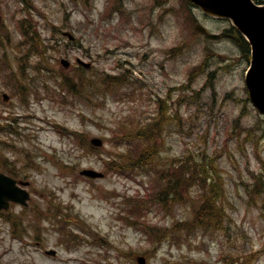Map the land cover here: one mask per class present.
I'll return each instance as SVG.
<instances>
[{
    "label": "rangeland",
    "instance_id": "rangeland-1",
    "mask_svg": "<svg viewBox=\"0 0 264 264\" xmlns=\"http://www.w3.org/2000/svg\"><path fill=\"white\" fill-rule=\"evenodd\" d=\"M108 1L0 0V169L8 157L17 177L31 181L29 204L0 212V264H139L140 256L145 264H224L225 255L243 259L252 251L250 264H264V188L254 190L264 173V114L245 83L250 58L235 39L210 40L195 29L201 22L220 33L231 21L187 0H119L122 10L112 14L103 13ZM25 16L48 44L40 52L27 47ZM77 58L108 71L133 69V77L89 104L62 85L76 79ZM9 120L16 133L2 128ZM153 120L162 125L156 164L109 169L140 142L117 140L120 129ZM92 136L110 139L93 149ZM189 154L213 158L222 174L226 227L164 237L163 229L192 219L199 185L158 202L164 181L153 170ZM84 168L105 175L88 177ZM69 226L77 233L61 243L52 228ZM49 248L57 255H47Z\"/></svg>",
    "mask_w": 264,
    "mask_h": 264
},
{
    "label": "trees",
    "instance_id": "trees-1",
    "mask_svg": "<svg viewBox=\"0 0 264 264\" xmlns=\"http://www.w3.org/2000/svg\"><path fill=\"white\" fill-rule=\"evenodd\" d=\"M31 25H33L32 22H28L27 25L23 23L22 33L26 39L28 49L34 52H40V48L43 50L48 44L37 30L30 28ZM230 31L237 32L233 26ZM242 45L248 50L247 41ZM45 54L46 51L42 53V56L44 57ZM77 69L76 79L73 77H64L62 85L69 92L73 93V95L85 100L89 104H100L102 102L99 99L100 96L118 90L122 85L128 83L132 76L129 73L111 72L95 66L91 68L78 66ZM22 85L23 83L21 82L20 86ZM161 109L162 116H166L164 106ZM159 121L153 120L145 125L136 126L135 131L131 128L125 129L128 126L124 125L115 138L121 141L123 137H136L140 142L136 148L122 152L118 160H110L108 162V168L113 169L116 167L117 170L121 171V169L143 168L156 164L160 154L154 141L162 131V125ZM79 138L81 143L84 142L81 136ZM216 168L213 158L206 156L205 159L201 156L200 162H198L193 155L189 154V156L174 166H168L167 168L162 165L160 168L161 173L153 170V174L155 175L154 180L160 181L163 179L164 181L163 188L153 198V200L158 202L165 201L166 198L164 199V197L168 192L175 195V200L182 199L185 192L192 189L195 185H199L197 186L199 187L197 203L193 205L194 215L192 219L176 221L172 227L165 228L161 231L162 236L173 237L176 233L184 231L193 232L197 229L211 231L225 229L226 226L223 225V222L225 221L226 210L222 204L225 196L224 179ZM256 178L254 190L257 193H261L264 188V173L257 175ZM256 254L255 251H252L247 253L243 259H230L228 255H225L223 258L224 264H250L255 259ZM214 264L223 263L215 262Z\"/></svg>",
    "mask_w": 264,
    "mask_h": 264
},
{
    "label": "water",
    "instance_id": "water-1",
    "mask_svg": "<svg viewBox=\"0 0 264 264\" xmlns=\"http://www.w3.org/2000/svg\"><path fill=\"white\" fill-rule=\"evenodd\" d=\"M197 3L201 9L209 15L219 17H230L235 25L248 36L253 47V59L251 68L246 76V82L250 89V96L254 104L264 112V6L256 5L252 0H192ZM196 28L207 34L210 38H219L222 34L208 33L207 29L196 24ZM71 39L73 35L65 32ZM64 66H69L70 62L66 59L61 60ZM79 62L89 66V63L79 59ZM7 98V95H4ZM94 145H102V139L94 137L91 139ZM82 173L96 177L102 176L101 172L93 169H85ZM21 184H28L26 181H20ZM30 197L29 192L18 185V181L0 171V210L7 208L10 201H16L26 204ZM54 253L53 250L49 251ZM141 263L145 262L144 257H139Z\"/></svg>",
    "mask_w": 264,
    "mask_h": 264
}]
</instances>
